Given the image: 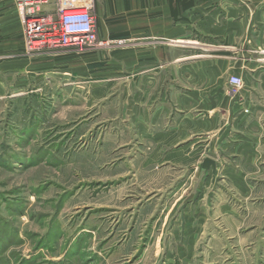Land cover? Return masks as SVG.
Masks as SVG:
<instances>
[{
    "label": "rangeland",
    "instance_id": "rangeland-1",
    "mask_svg": "<svg viewBox=\"0 0 264 264\" xmlns=\"http://www.w3.org/2000/svg\"><path fill=\"white\" fill-rule=\"evenodd\" d=\"M18 4L0 0V264H264V102L226 86L184 134L130 116L126 69L102 68L128 38L31 52Z\"/></svg>",
    "mask_w": 264,
    "mask_h": 264
},
{
    "label": "crops",
    "instance_id": "crops-1",
    "mask_svg": "<svg viewBox=\"0 0 264 264\" xmlns=\"http://www.w3.org/2000/svg\"><path fill=\"white\" fill-rule=\"evenodd\" d=\"M93 11L101 37L128 38L127 49L114 50L102 68L126 69L130 116L175 115L177 134L200 131L204 123L194 113L228 105L224 90L230 75L244 79L243 93L255 101L249 103L252 112L261 109L264 0H93ZM232 50L240 53L238 61H231ZM96 59L86 65H98ZM184 84L192 89L178 93ZM174 93L175 114L167 106ZM191 159L180 153L175 161Z\"/></svg>",
    "mask_w": 264,
    "mask_h": 264
},
{
    "label": "built area",
    "instance_id": "built-area-1",
    "mask_svg": "<svg viewBox=\"0 0 264 264\" xmlns=\"http://www.w3.org/2000/svg\"><path fill=\"white\" fill-rule=\"evenodd\" d=\"M50 0H18L23 16V41L37 52L92 53L102 46L98 38L93 0H58L55 13L46 12ZM36 52V51H35ZM228 86L236 94L245 90L241 76L230 75Z\"/></svg>",
    "mask_w": 264,
    "mask_h": 264
},
{
    "label": "bare ground",
    "instance_id": "bare-ground-1",
    "mask_svg": "<svg viewBox=\"0 0 264 264\" xmlns=\"http://www.w3.org/2000/svg\"><path fill=\"white\" fill-rule=\"evenodd\" d=\"M30 51L31 52H35V51L37 52V46L36 45L35 46L33 45L32 47H30Z\"/></svg>",
    "mask_w": 264,
    "mask_h": 264
}]
</instances>
